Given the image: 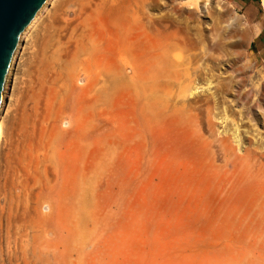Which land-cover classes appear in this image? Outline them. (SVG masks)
Returning a JSON list of instances; mask_svg holds the SVG:
<instances>
[{"label":"rangeland","instance_id":"1","mask_svg":"<svg viewBox=\"0 0 264 264\" xmlns=\"http://www.w3.org/2000/svg\"><path fill=\"white\" fill-rule=\"evenodd\" d=\"M30 35L0 264H264L261 0H50Z\"/></svg>","mask_w":264,"mask_h":264},{"label":"water","instance_id":"2","mask_svg":"<svg viewBox=\"0 0 264 264\" xmlns=\"http://www.w3.org/2000/svg\"><path fill=\"white\" fill-rule=\"evenodd\" d=\"M48 0H0V110L19 40Z\"/></svg>","mask_w":264,"mask_h":264},{"label":"bare ground","instance_id":"3","mask_svg":"<svg viewBox=\"0 0 264 264\" xmlns=\"http://www.w3.org/2000/svg\"><path fill=\"white\" fill-rule=\"evenodd\" d=\"M49 2H50V0H48L46 5L41 9V11L38 13V15L33 20V22L27 27V29L24 31V33L22 34V36H21V38L19 40V43H18V46H17V50L15 52V55H14V58H13L9 73L7 75V80H6V84H5V88H4V92H3V102H2V107H1V110H0V141H1V133L6 128V120L5 119L3 120V112L5 110L6 99L8 98V96H7L8 95V90L11 87V80L13 78L12 70H13L14 64H15V62L17 61V59L19 57L22 56V59L24 58V55H22L24 43L27 42V41L29 42V40L31 38L30 34L32 33V30L35 29V27L37 26V22L40 20V18L46 13L48 5H49ZM136 43L138 45V50L141 51L142 41H141V39L139 37H137ZM128 48H129V46H128L127 39H126L125 42H123V44H120V47L117 48L118 51H119V54H120L119 57H118V61L119 62L124 63V64L127 63V57L125 56L124 52L127 51ZM20 75H21L20 72H18L17 78L15 79V83H14L15 86H14L13 95L17 91L19 80H20ZM11 102H13L12 97L10 99V105H11ZM9 110H10V108L7 110V114L6 115L9 114ZM51 217L52 216L50 215L49 218L48 217H43V219H42L45 222L44 224H46V226H43V227H45V228H43V232L46 233V234H48V232L51 230V229L49 230L47 228V226L49 224L48 222L50 221ZM44 224H42V225H44ZM43 249H45V248H43Z\"/></svg>","mask_w":264,"mask_h":264},{"label":"crops","instance_id":"4","mask_svg":"<svg viewBox=\"0 0 264 264\" xmlns=\"http://www.w3.org/2000/svg\"><path fill=\"white\" fill-rule=\"evenodd\" d=\"M261 7H262V10L264 11V0H261Z\"/></svg>","mask_w":264,"mask_h":264}]
</instances>
